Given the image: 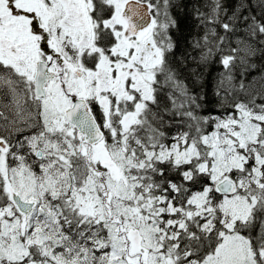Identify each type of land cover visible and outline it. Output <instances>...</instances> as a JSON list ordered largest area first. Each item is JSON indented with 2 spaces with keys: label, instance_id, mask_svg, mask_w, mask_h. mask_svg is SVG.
<instances>
[{
  "label": "snow or ice",
  "instance_id": "snow-or-ice-1",
  "mask_svg": "<svg viewBox=\"0 0 264 264\" xmlns=\"http://www.w3.org/2000/svg\"><path fill=\"white\" fill-rule=\"evenodd\" d=\"M187 7L0 0V264H264V0Z\"/></svg>",
  "mask_w": 264,
  "mask_h": 264
},
{
  "label": "trees",
  "instance_id": "trees-1",
  "mask_svg": "<svg viewBox=\"0 0 264 264\" xmlns=\"http://www.w3.org/2000/svg\"><path fill=\"white\" fill-rule=\"evenodd\" d=\"M184 3L188 4L187 8L176 9L175 15L177 17V20L179 22L180 28L178 31L174 32V37L176 38L180 48L178 50H182L186 44V41L189 37H191L195 32V21L192 18L191 15V3L193 0H183ZM210 71L215 74L216 69L213 67L210 69ZM211 79L212 77H208V90L209 93H211Z\"/></svg>",
  "mask_w": 264,
  "mask_h": 264
}]
</instances>
